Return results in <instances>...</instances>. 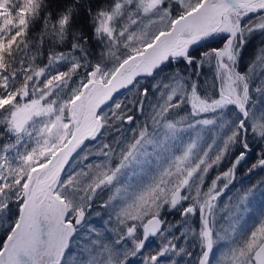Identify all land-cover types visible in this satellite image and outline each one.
Listing matches in <instances>:
<instances>
[{"label": "snow or ice", "instance_id": "snow-or-ice-1", "mask_svg": "<svg viewBox=\"0 0 264 264\" xmlns=\"http://www.w3.org/2000/svg\"><path fill=\"white\" fill-rule=\"evenodd\" d=\"M165 2L166 0H116L111 8L97 11L93 15V23L96 25L94 31L96 38L103 43L104 53L121 46L123 52L114 59L111 67L102 62L90 64L87 59L81 61L72 57L74 63L69 71L59 72L41 85L40 79L47 69V66L41 67L37 63L38 58L43 55L46 38L43 33L51 27L52 34L47 39L55 44L63 43L68 37L73 8L70 7L57 21L51 19L50 12L47 13L44 29L34 41L39 51L29 56L28 49L33 43L29 37V29L39 18L45 6L44 0H0V12L7 9L6 15H0V48L3 49L0 51V127L4 128V132H0V139L5 133L16 137L15 143L5 144L3 152L0 153V200L7 201L5 210L8 211L10 205L15 203L18 206L19 219L28 203L26 190L33 181L32 174H37V180L41 174L49 177L50 195L55 198L48 206L52 216L49 227L55 233L56 239L63 244V248L55 253L45 251L41 264H45V261L47 264H62L70 239L85 221L96 192L113 186L112 194L101 206L108 207L117 199L123 201L112 217L118 227L124 228L121 238L116 242L131 239L133 250L120 255L112 245H108L105 248L108 256L104 264H127L128 257L136 255L144 247L149 235L160 232L164 223L160 213L164 206L169 205L171 210L188 199L192 203L181 215H195L199 208L202 224L199 235L205 250L198 264L209 262L214 247L212 224L217 214L218 200L228 184L234 180L236 167L250 151L246 139L241 141L245 151L237 156L231 168L218 174L206 190L203 189L204 178L232 150L241 130L245 133L248 131L245 120L250 115L247 107L251 99L249 84L247 77L239 73L235 65L240 48L245 42V34L257 28L264 29V17L260 23L250 27H242L241 20L250 13L264 11V0H169L168 7H164ZM173 3L179 4L182 9L179 15H172ZM157 11L159 16L143 19ZM8 17L12 18L10 22ZM164 19L168 21L166 29L149 31L153 24L163 22ZM49 21H52L51 25L48 24ZM138 22L142 25L141 28L131 30ZM221 32L230 34L223 48L211 49L202 54L203 59L197 62L198 69L206 61L215 63L219 83L218 96H201L195 82L188 89L177 69L169 84L165 85V88H171V94L152 104L146 114L144 98L148 95V89L143 90L137 108L145 118L131 130L127 140L121 136L103 143L96 152V155L105 157L102 162L88 164L67 179H62L69 160L86 140H96L105 127L119 132L121 128L116 125L121 122L130 124L134 119L127 115L130 109H125L122 103L114 105L111 115L107 111L101 112L118 90L133 84L141 75L152 76L158 69L162 71L170 59L175 63L184 58L191 64L194 57L188 54L190 47L210 34ZM145 36L150 39H145ZM85 44L86 38L83 44L74 41L73 51L80 49L84 52ZM66 56L68 53L50 50L48 59L50 63H56L64 60ZM212 57L215 59L212 60ZM81 70L86 75L79 77L75 87L65 98L64 90ZM178 94L180 99L175 100ZM129 103L136 105L135 100H130ZM185 103L190 105L192 111L177 121L168 122L167 114ZM230 105H235L244 119L225 137L223 146L213 157L209 155L212 150L210 146L202 156L196 158L193 150L197 144L191 143L182 155L168 159L163 154L156 155L158 172L144 190L135 191L130 183H116L124 170L141 163V158L149 155V146L155 144L157 148L163 147V141L157 143L155 140L158 128L163 126L174 130L185 126L183 122L192 116H204L207 113L219 112L222 116ZM81 115L84 116L83 127L80 126ZM38 120H43V123L36 127ZM215 122L216 118L213 117L203 118L195 123L209 126ZM252 130L264 138V121L254 122ZM33 132L35 137L31 149H26L19 155L15 163L10 161L7 153L21 143L24 137H32ZM113 161L117 163L113 165ZM26 166H30L27 174L20 175L19 178L9 175L13 168L23 172ZM255 167H264V154L253 165ZM194 178H197L194 192L182 195ZM221 180L225 181L223 188L219 184ZM22 191L24 195H21ZM248 195L249 193H244L242 199L246 200ZM17 226L10 227L6 237L0 240V249L3 252L7 251L8 241ZM138 229L143 230L142 239H137ZM65 238L66 244L63 243ZM169 250L177 251L175 244L169 243L160 252L146 256L145 264H157L160 257ZM179 251L182 252L183 249ZM3 252H0V264H4ZM230 264H264V220L231 253Z\"/></svg>", "mask_w": 264, "mask_h": 264}, {"label": "rangeland", "instance_id": "rangeland-1", "mask_svg": "<svg viewBox=\"0 0 264 264\" xmlns=\"http://www.w3.org/2000/svg\"><path fill=\"white\" fill-rule=\"evenodd\" d=\"M168 2L169 0H166L164 7H168ZM181 11L182 9L180 8L179 4H172L171 13L173 16L177 13L180 14ZM159 15L160 13L157 11L151 13L148 17H144L143 19L147 20ZM260 22L261 21H259V23ZM141 26L142 25L138 22L136 25H133L131 30H139ZM167 26L168 21L167 19H164L163 22L153 24L152 28L149 31L157 32L166 29ZM144 38L150 39L149 36H145ZM217 38L218 37L212 40H217ZM1 49L2 48H0V51ZM123 50L124 49L121 46L118 48L109 49L105 53L103 52L104 55L102 54L103 56L101 57L100 62L104 63L107 67H111L114 59L121 52H123ZM66 53H68V56H66L64 60L56 63L48 62V64L52 66V68H50V66H47L44 76L40 79L41 85H43V83L48 78H50L49 76H46L50 72H52V70L55 71L58 67L66 65L67 61L73 60V55H71L70 52ZM235 67L239 72L237 62ZM241 74H244L247 77V82L249 84V94L250 97L252 96L247 105L250 115L248 119L245 120V127L248 129V131L245 136H243V130H241L240 136L237 138V143L233 146L232 150L227 153L221 164L219 166H214L207 173L203 183L204 190H206L211 185L213 179H215L218 174L223 173L228 169L229 159L233 155L237 144H242L243 148V143H241L242 140L246 139L250 148V151L247 152V156H252L253 159H256V163L262 158V154H264V138L259 137L252 130L254 122L264 121V54L250 65L248 73L246 72ZM179 76L183 78V83L187 86V88L191 89L193 83H191L185 77L181 75ZM250 82L253 88L252 91L250 89ZM260 83L262 86V90H257V86ZM161 91H163L161 95L156 96L153 99L150 98L146 103L151 106L152 104L157 103L158 100L162 101L163 99H166L167 95L171 94L170 87H163ZM198 93L201 95L200 91H198ZM207 94H209L210 96H215L214 94ZM118 98L105 105L101 109V112L107 111L109 115H111V111L114 105L116 103H119L117 102ZM179 99L180 96L178 94L175 97V100ZM123 104L127 105L129 104V101L122 102V105ZM187 105L189 104H183V106ZM176 111L177 109L170 111L167 114L166 120L168 122L177 121L180 117H184L192 110L189 105L185 114L176 113ZM213 117L216 118V122L213 125L204 126L200 123H195L196 121H199L203 118ZM242 117L243 114L239 112L236 106L230 105L228 106L227 110L224 111L222 116L219 112L207 113L204 114V116H192L190 119H187L183 122L185 126L177 127L174 130H169L166 127L161 126L155 132V140L157 141V143L163 141V147L157 148L155 144L149 146V155L142 157L141 163L134 164L131 168L124 170L123 174L118 178L116 183H130L133 190H144L152 182V179L158 172L156 155L163 154L166 159L171 156L182 155L184 150L191 143L197 144V147L193 150L196 158L202 156L210 146L212 150L209 155L210 157H213L223 146L225 137L231 134ZM226 122L228 123L226 124ZM42 123L43 120H38L36 127H39V125ZM73 127L75 128L76 126L74 125ZM105 128H108L109 130L111 129L109 127ZM33 135L35 137L34 133ZM165 137H167V139H165ZM96 140H99L100 143H96ZM96 140H86L84 145H82L81 148L73 154V157L70 160V164L62 174V179H67L73 173L84 168L88 164L102 162L105 159V157L103 156L96 155V152L102 146L101 134L98 135ZM243 151H245L244 148ZM85 156H87V159H84ZM116 163V161H113V165H115ZM251 173L252 174L250 177L244 176L241 181L239 180L234 182L230 190L219 197L217 214L212 224V227L214 229V247L210 253L208 264H230L231 253H233L237 246L241 245L245 240H247L251 232L258 226V224L262 220H264V167H255L253 171H251ZM198 176L199 173L197 174V178ZM46 178L47 176L42 174L39 178V182L40 180H46ZM197 178H194V180L190 182V186L185 188L182 195L194 192ZM254 179L256 180L253 184H251V180ZM219 184L220 187L223 188L225 181L221 180ZM113 187L103 188L96 192L95 198L91 201V209L86 214L85 221L81 226L78 227V230L70 239L69 246L64 254L62 264H104V260L108 256L105 248L108 245H112L115 251L120 255H125L129 251L133 250V241L131 239H122L120 243L116 242L121 238V234L124 232V228L118 227L115 219H113L112 217L115 215L117 206L121 205L123 201L121 199H117L108 207L101 206L105 203V201L108 200L109 196L112 194ZM244 193H249L246 200L242 199ZM53 199L55 198L53 197ZM52 200H48L45 197L44 193H40L35 201L36 204H39V208L36 214L37 242L35 245V249H37L39 264H41V261L43 260V253L45 251L55 253L58 251H62L63 248V244H61L56 239L55 233L51 232L49 227L52 216L49 212L48 206L51 204ZM182 202H184V204H188V206L192 203L191 199L184 200ZM165 208H170V206L165 205L161 213L165 210ZM195 217H198L201 220V212L199 208H197L195 215L190 214L186 217V219L193 222ZM162 230L160 234L150 239V241L144 242V247L142 249L143 258H145L146 256H150V253L152 251H155L156 249H160L161 251V249L165 245L171 243H165L161 239V237L165 238V234L168 233L163 232ZM142 232V229H138L137 239H142ZM41 233H43L44 235L42 236ZM163 233L164 236L162 235ZM129 240H131V244L127 246ZM158 240L160 245L156 244L158 243ZM63 243H67L66 238ZM125 243H127V245ZM16 245L17 241L14 238H11L10 242L8 243L7 251H0L3 252L4 264H16L14 261L15 254H17ZM127 247L129 249H127ZM204 250L205 249L203 244V249L201 252L203 253ZM172 255H179V253L169 250L165 255L160 257L157 263L162 262V260H166V263L164 264H174L177 260L176 258H174L172 262H169L167 260V258L169 259ZM135 257H138V253H136V255L129 256L127 259V263L128 261L130 262V259H135ZM22 263H28L26 255H23ZM45 264H47L46 261ZM143 264H145L144 260Z\"/></svg>", "mask_w": 264, "mask_h": 264}, {"label": "trees", "instance_id": "trees-1", "mask_svg": "<svg viewBox=\"0 0 264 264\" xmlns=\"http://www.w3.org/2000/svg\"><path fill=\"white\" fill-rule=\"evenodd\" d=\"M6 2V0H5ZM30 2V0H29ZM116 0H79V3H76V0H44L45 6L40 12V16L36 19L32 26L29 29V37L33 40L31 47L28 49V55L31 56L34 52H38L39 48L35 44V40L38 39V34L41 33L44 29V21L47 13H51V19L53 21H57L60 16L67 12V10L71 7L72 18L70 25L68 27V37L61 44L52 43L47 39L48 36L52 34V29L49 27L43 34L45 35V41L43 45V55L38 58L37 63L41 66H50L48 64L49 59V51L53 52H70L73 57L79 58V60L83 61L87 59L90 64L98 63L103 56L102 53L105 51L104 46L101 40L97 39L95 36V27L96 25L93 23V15L102 8H111ZM27 11V9H26ZM7 9H4L3 12H0V15H6ZM179 15V13L174 16ZM264 17V11L257 12L248 16L243 22V26H251L258 24L261 21V18ZM11 17H8V22L11 21ZM21 22H23V16L20 17ZM52 21H49L48 24L51 25ZM79 33L80 35H77ZM85 38L87 39V44L84 45V52H81L80 49H76L73 51V43L74 41L83 44ZM55 40V37H53ZM224 38H217V40H208L203 44L195 46L188 54L194 59L191 64H188L184 58L178 59L175 63L172 61L167 62L165 66H163V70H157L152 76L144 77L143 79L136 82L130 89L123 92L122 95L118 98L117 102H128L130 100H135L136 105L131 103L124 105L125 109H130L127 112V115L134 117L130 124L123 123L116 125V127L121 128V131H114L112 128L109 130L108 128L102 129L101 134V143L111 142L118 137L123 136L125 140H127L131 135V130L136 128L137 125L144 120V115L138 111L137 106L139 105L141 99V93L146 88L148 89V95L144 98L145 103L150 98H155L163 93L161 91L163 87H165V83L168 84L173 75L176 73V70L179 69V75L188 79L191 83L195 82L197 84L198 91H200L201 95L208 96L210 94H214L215 96L219 95L218 92V81L216 74V65L215 63L205 62L200 68H197V62L203 59L202 54L208 53L211 49L223 48ZM244 43L240 48L237 67L239 72L248 73L250 65L254 63L261 55L264 54V29H255L251 32H248L244 36ZM239 46V45H238ZM3 51V49H1ZM86 53L87 55L85 56ZM215 57H212L214 60ZM74 60L67 61L66 65H62L58 67L55 71L52 70L46 77H51L56 75L59 72H67L70 70ZM52 68V66H50ZM90 70V68H89ZM81 75H86V73L81 70L77 73L76 76L72 78V80L67 85V88L64 90V97L71 93L72 89L75 87L76 82L79 80ZM158 85V86H156ZM255 87V85H254ZM250 89L252 91V85L250 82ZM262 90L261 83L257 86V90ZM59 92L60 90L57 89ZM63 91V89L61 90ZM254 93V91H253ZM56 93L53 95L55 96ZM252 97V96H251ZM175 101V100H174ZM173 101V103H174ZM144 103V113L150 110V105ZM189 105L179 107L176 113L185 114ZM107 109V108H106ZM0 132H4V128L0 127ZM35 134V132H33ZM34 135L32 137H24V139L10 150L7 155L8 159L15 163L19 155L23 154L26 149H31L33 146ZM16 137L10 133H5L4 137L0 139V153L3 152V146L8 143H15ZM96 143H100L99 140L95 141ZM243 151L242 144L238 143L233 155L229 159L228 169L232 167L233 160ZM256 164V159H253L252 156L244 158L243 161L240 162L237 168V179L236 181H241L244 176L250 177L251 171H253V165ZM30 166H26L23 172L20 170L13 168V170L9 173L11 176H15L19 178L20 175H24L28 173ZM7 180V177H5ZM256 179L251 180V184L254 183ZM235 181V182H236ZM15 186V185H13ZM29 187V185H28ZM27 187V189H28ZM27 193V190H26ZM25 193L22 191L21 195ZM15 199V198H13ZM7 201L0 200V240L6 237L8 229L13 227L18 221V206L13 203L10 205V211L5 210V204ZM188 207V204H184L181 202L177 205L176 208L169 210V208H165V210L160 214V218L164 221L163 232H168L165 234V238L161 237V239L165 242H171L175 244L176 252L179 255H172L167 260L170 262L176 258V262L174 264H198V259L201 255V251L203 249V242L200 238L199 232L201 230V220L198 217H195L194 221L186 219V217L182 216V211ZM195 231V232H193ZM164 236V233L162 234ZM161 236V235H160ZM159 236V237H160ZM141 238V236H140ZM160 239V238H159ZM127 245V243H125ZM131 244V240H129L128 245ZM157 245H160L159 240ZM127 249H129L127 247ZM126 249V250H127ZM183 249V251H179ZM160 252V249H156L152 251L150 255H154ZM165 258V257H164ZM143 255L142 251L138 252V257L135 259H130L127 264H143ZM166 260H162V262L157 264H164Z\"/></svg>", "mask_w": 264, "mask_h": 264}, {"label": "water", "instance_id": "water-1", "mask_svg": "<svg viewBox=\"0 0 264 264\" xmlns=\"http://www.w3.org/2000/svg\"><path fill=\"white\" fill-rule=\"evenodd\" d=\"M251 14H253V13H250L249 15H251ZM247 17L248 16L244 17L241 20V22ZM229 35L230 34L224 33V32H221L218 34H210L208 37L202 38L199 42L194 43L190 47L189 51L194 49L195 46L200 45L202 43H205L207 40H212V39H215L216 37H219V36H228L229 37ZM169 61H171V59ZM143 77H145V75H141V76L137 77L136 80L133 82V84L128 85L125 88L118 90V92L114 94L113 98L109 102H107V104H109L110 102H112L116 98L120 97L122 95V92H124L127 89H129L130 87H132V85H134L136 81H138L139 79H142ZM80 118H81L80 119V126L83 127L84 126V116L82 115ZM242 119H244V116L242 117ZM245 134L246 133L243 131V136H245ZM247 155H248V153H247ZM70 160H69L68 164L66 165L65 169L70 164V162H71ZM237 168H238V166L235 169L234 180L230 184H228L227 188L223 191L222 195H224V193H226L228 190H230V188L234 184V181L236 180V177H237V175H236ZM50 191H51V185L49 183V177L46 178L45 182L44 181L39 182V179L37 180V174L34 173L33 181H32V187L29 189V191L27 193V195L29 197L28 203L25 207L23 216L21 218H19V220H18V223H17L18 226L15 227V229L12 233V238H15L16 241L18 242V248L20 250V253L23 251L28 255L29 260H30L29 264H39V262L36 258V252L34 249V245L36 243L35 235H36V230H37L35 228V223H36L35 214L37 212V209L39 208L38 204H35V201H36L37 196L42 192H45L47 199H52V196L50 195ZM222 195H220V196H222ZM163 226H164V223L162 225L161 230L163 229ZM161 230H160V232H161ZM160 232L155 234V235H149L145 242L149 241L152 237L157 236L158 234H160ZM15 261L17 262V264H20V262H21L19 259H15Z\"/></svg>", "mask_w": 264, "mask_h": 264}, {"label": "bare ground", "instance_id": "bare-ground-1", "mask_svg": "<svg viewBox=\"0 0 264 264\" xmlns=\"http://www.w3.org/2000/svg\"><path fill=\"white\" fill-rule=\"evenodd\" d=\"M22 258H23V256L21 257V260H22ZM21 264H23V263H21ZM27 264H29V262Z\"/></svg>", "mask_w": 264, "mask_h": 264}]
</instances>
